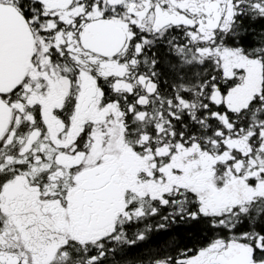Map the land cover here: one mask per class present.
Returning <instances> with one entry per match:
<instances>
[{"label":"snow or ice","instance_id":"snow-or-ice-1","mask_svg":"<svg viewBox=\"0 0 264 264\" xmlns=\"http://www.w3.org/2000/svg\"><path fill=\"white\" fill-rule=\"evenodd\" d=\"M0 264H264V0H0Z\"/></svg>","mask_w":264,"mask_h":264}]
</instances>
